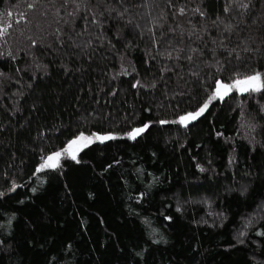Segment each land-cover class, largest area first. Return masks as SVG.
<instances>
[{"label":"trees","instance_id":"obj_1","mask_svg":"<svg viewBox=\"0 0 264 264\" xmlns=\"http://www.w3.org/2000/svg\"><path fill=\"white\" fill-rule=\"evenodd\" d=\"M0 33V264H264V90L209 102L264 74V0H0Z\"/></svg>","mask_w":264,"mask_h":264},{"label":"snow or ice","instance_id":"obj_2","mask_svg":"<svg viewBox=\"0 0 264 264\" xmlns=\"http://www.w3.org/2000/svg\"><path fill=\"white\" fill-rule=\"evenodd\" d=\"M2 34V33H0ZM264 90V74L260 72H255L251 75L244 76L243 78L237 77L233 79L230 83L222 82L221 80L215 81L214 93L209 97V102L211 100L219 98L223 99L228 96L231 92L236 91L238 93H254L261 92ZM208 107V103L206 102L197 112L188 113L187 115H182L179 117V123L185 124L189 120H195L199 117ZM161 123H166L165 121H161ZM148 127L145 124L143 127L133 129L132 132L128 133L133 139L140 133H142ZM111 136L98 137L101 140L112 139ZM90 142V137H85L83 133L79 137L74 140L68 142L67 148L64 150L68 153L73 160L76 159L75 153L79 151V146L83 144V146H87V143ZM75 146V147H74ZM61 152H55L52 155L48 156L46 160L39 166L37 171H41L44 168H55L57 167L59 158L61 157Z\"/></svg>","mask_w":264,"mask_h":264},{"label":"water","instance_id":"obj_3","mask_svg":"<svg viewBox=\"0 0 264 264\" xmlns=\"http://www.w3.org/2000/svg\"><path fill=\"white\" fill-rule=\"evenodd\" d=\"M99 137H101V136H99ZM71 140H74V139H71ZM71 140H69V141H71ZM69 141H68V142H69ZM68 142H67V144H66V147L68 146ZM74 147H75V146H74ZM80 147H81V146H79V148H80Z\"/></svg>","mask_w":264,"mask_h":264},{"label":"rangeland","instance_id":"obj_4","mask_svg":"<svg viewBox=\"0 0 264 264\" xmlns=\"http://www.w3.org/2000/svg\"><path fill=\"white\" fill-rule=\"evenodd\" d=\"M85 136V135H84ZM85 137H88V136H85ZM76 139V138H75ZM90 140H91V137H90ZM83 144H81L80 146H82Z\"/></svg>","mask_w":264,"mask_h":264}]
</instances>
